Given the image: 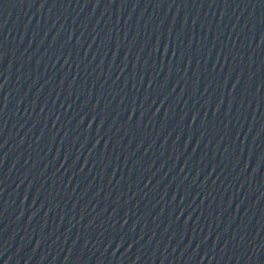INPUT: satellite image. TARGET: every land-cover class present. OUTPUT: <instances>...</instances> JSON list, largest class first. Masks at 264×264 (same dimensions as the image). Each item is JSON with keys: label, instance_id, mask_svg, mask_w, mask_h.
<instances>
[{"label": "water", "instance_id": "1", "mask_svg": "<svg viewBox=\"0 0 264 264\" xmlns=\"http://www.w3.org/2000/svg\"><path fill=\"white\" fill-rule=\"evenodd\" d=\"M0 264H264V0H0Z\"/></svg>", "mask_w": 264, "mask_h": 264}]
</instances>
